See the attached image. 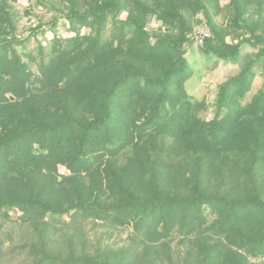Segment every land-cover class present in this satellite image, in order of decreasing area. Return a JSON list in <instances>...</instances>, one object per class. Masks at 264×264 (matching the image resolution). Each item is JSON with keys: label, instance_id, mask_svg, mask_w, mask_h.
Listing matches in <instances>:
<instances>
[{"label": "trees", "instance_id": "trees-1", "mask_svg": "<svg viewBox=\"0 0 264 264\" xmlns=\"http://www.w3.org/2000/svg\"><path fill=\"white\" fill-rule=\"evenodd\" d=\"M19 1L0 0V228L30 227L26 264H264V0H27L53 14L25 35ZM203 23L200 53L239 65L210 118L187 89ZM90 222L131 236L92 248Z\"/></svg>", "mask_w": 264, "mask_h": 264}, {"label": "rangeland", "instance_id": "rangeland-1", "mask_svg": "<svg viewBox=\"0 0 264 264\" xmlns=\"http://www.w3.org/2000/svg\"><path fill=\"white\" fill-rule=\"evenodd\" d=\"M226 1L222 0L224 4ZM27 0H20L16 2V7L19 10L17 18V29L18 33L21 35L28 34L31 27L36 26L41 22H46L52 16V12H49L43 6H32L31 13L26 14V9L28 6ZM198 17L202 18V15ZM218 19L222 20L221 16ZM158 22L154 21L151 23L152 27H157ZM197 29H207L205 23L196 26ZM61 30V28H59ZM67 35L66 32H62ZM53 36V31L49 30L45 36L39 34L38 38L47 44L51 37ZM191 47V54L189 51V57L194 63L195 75L187 82L188 91L195 95L196 98H205L208 103V108L205 112V116L210 118L213 113V103L216 98L217 86L220 82L226 79L230 74L236 73L239 70V65L232 62H224L222 60L216 62L215 59L205 58L199 50L198 41L195 39ZM246 50H253L252 47H246ZM19 213H13L12 220L2 223L0 228V238L3 241L6 256L0 260V264H26L29 261V255L24 250H19V246L29 240L31 236L30 227L22 224L17 220ZM88 233V244L92 248L98 246H105L107 244L119 245L124 244L128 241L131 236V227H116L110 225H95L94 223H88L86 226ZM178 240L175 241L177 243ZM174 245L176 246V244ZM15 246V249L11 248ZM176 249V248H175Z\"/></svg>", "mask_w": 264, "mask_h": 264}, {"label": "built area", "instance_id": "built-area-1", "mask_svg": "<svg viewBox=\"0 0 264 264\" xmlns=\"http://www.w3.org/2000/svg\"><path fill=\"white\" fill-rule=\"evenodd\" d=\"M209 35H210V32L208 29L205 30V29L196 28L195 36L198 41V44H201L203 42L204 37L209 36Z\"/></svg>", "mask_w": 264, "mask_h": 264}]
</instances>
